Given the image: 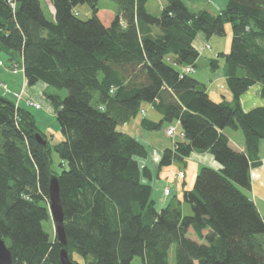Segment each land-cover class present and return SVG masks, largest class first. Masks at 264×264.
Listing matches in <instances>:
<instances>
[{
    "label": "trees",
    "instance_id": "trees-1",
    "mask_svg": "<svg viewBox=\"0 0 264 264\" xmlns=\"http://www.w3.org/2000/svg\"><path fill=\"white\" fill-rule=\"evenodd\" d=\"M109 1L116 11L103 12L99 0H49L51 21L41 0H15L14 10L0 0V52L10 70L13 63L19 66L27 87L41 82L45 92L54 91L44 95L62 136L55 148L61 171L54 173L48 141L44 150L35 140L36 133L46 137L34 117L0 96V237L11 264H60L62 246L42 228L51 220V175L58 178L74 264H136L135 257L139 264H169L172 245L175 264H264L258 239L264 237V219L241 191L251 187L250 161L264 139V107L244 111L240 103L256 84L264 96V0H227L215 15L165 0L158 16L147 12L148 0ZM83 4L90 7L87 20L75 11ZM227 26L229 50L218 58L231 100L214 102L206 85L181 68L194 72L198 33L225 36ZM143 104L161 116L157 123L143 119L148 129L175 122L184 134L164 150L159 167L193 151L209 152L221 166L202 167L193 188L160 210L147 182L150 171L138 162L147 156L145 146L117 130ZM227 129L242 133L243 152L230 148ZM182 203L190 215L182 213Z\"/></svg>",
    "mask_w": 264,
    "mask_h": 264
},
{
    "label": "crops",
    "instance_id": "crops-1",
    "mask_svg": "<svg viewBox=\"0 0 264 264\" xmlns=\"http://www.w3.org/2000/svg\"><path fill=\"white\" fill-rule=\"evenodd\" d=\"M159 1H160L159 12L161 13L163 7L165 6V0H159ZM182 1L193 12H197L200 10H206L213 15L218 13V11L221 10L225 5L223 0H202L204 3H206V6L204 5V7H201L195 4L196 3L195 1H190V0H182ZM226 2L227 1H225V3ZM49 7H50V19L48 20L52 21L53 20V8L51 5ZM153 32H155V30H153ZM213 41H214L213 37L206 39L204 35L201 33H198L197 36L195 37L193 41V47L197 50L199 57L196 60V63H195L196 66L194 68L193 74H195L196 72L201 56L208 53L207 51H210L209 56L211 57L210 59H208L210 61L214 59H218L217 57L218 54L223 53V52H218L216 49H212L214 46L211 47L210 44ZM207 45L208 47L206 48ZM218 62H217L216 67L210 64L209 69L214 72L220 70ZM1 65L2 63L0 64V66ZM8 66H9V61H8V65L5 67L6 70L4 71H6L7 73H10V75H16V73H20L21 75V83L19 85V92L16 95V100L10 99V101H12L16 106L18 105L20 106V104L22 103V104H25L33 108V106L29 104V102H30V99L35 101L33 97H36V94H35L36 85L31 88L27 87L22 70L18 69L16 71H12L9 69ZM217 78L218 79L211 81L210 86L208 87L206 86V91L208 95H209V90H211L210 88L213 82H216L219 79L220 81L224 80L225 82L224 78H219V77ZM200 82L203 83L202 81ZM9 83L10 84L15 83V81L13 80V77H10ZM41 87H43V89H46V86L43 83ZM5 93H8V90L6 92L3 90V93H1L0 96H2ZM11 93L12 95L15 94L14 91H12ZM222 94H223L221 95L222 99L227 100V101L231 100V95L229 91L226 92V90H224V93ZM240 103L244 111H250L251 109L255 107H259V106L264 107V96H262L261 94V85L256 84L250 87L240 97ZM141 111L143 112V115L141 114ZM50 112L53 113V110L51 107H50ZM160 118L161 116L155 111L152 105L143 104L139 114L136 117H133L129 121L122 124L123 131H121L123 133H127L130 135H132L131 132H138V134L142 138V139L139 138L137 140L145 146L147 150V156L145 158L138 159V162L141 167H146L150 171V179L147 182L151 184L152 186V198L154 200L155 207L157 210H160L163 207H165L173 197L181 200L183 192L191 190L193 188L196 175L198 174L199 170L202 167H208L214 170L221 169L220 164L216 162L213 156L207 151H193L183 161H173L170 166L159 167L158 166L159 161H160L161 155L164 152V150L166 149L172 150L175 146V143L177 141L182 140V138L175 137L178 139L174 140V138H169L172 140L170 143L161 142V141L157 143L155 139L153 141L152 140L153 134L149 132L159 130L163 126V124L159 129L150 130L146 126L143 125L142 120L147 119V121L149 122L157 123L159 122ZM176 124L178 125V123ZM169 126L171 125H168L167 128ZM140 130L144 131L145 134H143V132H140ZM177 131L181 132L180 128L179 130L177 129ZM224 134L227 136L228 144L231 149L235 151H239V152H243L245 150L243 135L240 131H233V130L227 129L224 131ZM165 137L167 136L165 135ZM250 163H251V167L249 170V177H250L251 187L248 191L246 190H241V191H243L247 196H249L252 199L260 216L264 219V139L259 141L257 157L256 158L252 157ZM181 172L183 173V178L179 179L177 178V174ZM165 188H169L168 195L164 194ZM181 209H182L183 214L185 211H187L186 209L188 208L186 206V203H182ZM190 213L191 211L188 214L190 215Z\"/></svg>",
    "mask_w": 264,
    "mask_h": 264
},
{
    "label": "rangeland",
    "instance_id": "rangeland-1",
    "mask_svg": "<svg viewBox=\"0 0 264 264\" xmlns=\"http://www.w3.org/2000/svg\"><path fill=\"white\" fill-rule=\"evenodd\" d=\"M223 1L225 4V1H227V0H223ZM195 2H196L195 4H197L201 7H204V5L206 6V3H204L202 0H198ZM50 5L51 4H50L49 0H41V7H42L44 15L47 19H50V7H49ZM159 5H160L159 0H148V2L146 4V10L151 15L158 16L160 14ZM97 6L104 9L103 12H108V11H113V10L116 11V9H117V5L115 3L109 1V0H99ZM221 7H223V6H221ZM75 11L77 12L79 19H81V20H87L90 17V7L88 4H83V5L78 6ZM226 30H227V32H226L225 36H213V39H214V41L212 42L213 44L212 43L210 44L211 47L214 46L212 49H216L218 52H223V53H226L229 50L230 38H231L229 26L226 27ZM207 47H208V45L206 46V48ZM207 52L208 53L201 56V59L198 63L196 72H195V74H193V76L195 78H197L199 81H202L208 87V86H210L211 81L218 79L217 77L224 78V79H225V77H224V72L222 70L223 66H224L223 58L222 57L218 58L220 70H218L216 72L211 71L209 69L210 68L209 67L210 66V60H208L211 57V56H209L210 51H207ZM214 57H212V58H214ZM0 62L2 63V65L0 66V95H1V93H3V90H4L3 85H6V87H8L7 88L8 93L3 94L1 97L9 99V100L10 99L16 100V95L19 92V85L21 83V75H20V73H16V75H10V73H7L6 71H4V70H6L5 67L8 65V58H7V55H5L4 53H1V52H0ZM221 70H222V72H221ZM10 77H13V80L15 81L14 84L9 83ZM37 84L35 87L36 88V91H35L36 97H33L35 99V101L30 99V102L33 101V103L39 104V107L37 109H35L36 107L32 108V107L27 106V105L22 104V103L20 104V106L19 105L18 106L20 109L28 111L34 117L38 131L46 137V139L49 143V148H50V151H49V159H50L49 168L54 173H59L61 171V167H60L61 162H60L59 156H58L55 148L61 142L62 136H61L60 131H59V126H58L57 120H56L54 114L50 112L51 106H50L49 100L44 95L45 89H43V87H41L42 83H37ZM210 89H211V90H209L210 99L214 102H218L222 99L221 95H223L222 93H224V90H226V92L228 91L224 80L220 81V79L217 80L216 82H213ZM12 91L15 92L14 95H12V93H11ZM45 93L52 94V93H54V91L53 90H46ZM59 94L62 98H64L66 96L65 91H60ZM92 104L94 105V101L92 102ZM141 114L143 115L142 111H141ZM168 125L174 126L179 130V126L175 122L164 123L163 126L159 130L149 132V133L153 134L152 140L154 141V139H155L157 143H159V141L170 143L172 140L165 137V129L167 128ZM117 130L123 131L122 125H119L117 127ZM140 132H143V134H145L144 131L140 130ZM131 133L136 139L141 138V136L138 134V132H131ZM177 139L178 138H174V140H177ZM186 206L188 209H186L187 211L184 212V215H189L188 213L190 212V207L188 204H186ZM42 228L45 232L52 234V235L54 234V228H53L51 220H50V222H48V221L43 222ZM258 239L262 242L263 247H264V237L259 236ZM175 249H176V246L172 245L170 250H169V253H168L169 264H175V261H174ZM72 258L74 261H80V257L76 254H73ZM133 262L136 264H139L140 259L138 257H135L133 259Z\"/></svg>",
    "mask_w": 264,
    "mask_h": 264
},
{
    "label": "water",
    "instance_id": "water-1",
    "mask_svg": "<svg viewBox=\"0 0 264 264\" xmlns=\"http://www.w3.org/2000/svg\"><path fill=\"white\" fill-rule=\"evenodd\" d=\"M35 140L43 147L47 149V140L43 138L39 133L35 134ZM46 161L48 160L45 157ZM48 193V211L53 224L54 234L56 239L62 248L59 250L58 258L60 264H74L71 262L66 249L67 238L64 230V215L62 211L59 182L55 175H51L48 181L47 187ZM12 257L10 250L6 247L4 241L0 237V264H11Z\"/></svg>",
    "mask_w": 264,
    "mask_h": 264
},
{
    "label": "built area",
    "instance_id": "built-area-1",
    "mask_svg": "<svg viewBox=\"0 0 264 264\" xmlns=\"http://www.w3.org/2000/svg\"><path fill=\"white\" fill-rule=\"evenodd\" d=\"M6 4H8V6L10 7V9L14 10L15 7H16V3H15V0H5ZM1 64V62H0ZM13 66V69L12 71H16L17 69H19V66L15 63L12 64ZM181 73L182 74H192L193 73V69L192 67L190 66H185V67H182L181 68ZM3 89L6 91L7 90V87L6 85H3ZM113 91V88L110 89V92ZM29 104L33 107H36L38 108L39 107V104L37 103H33V102H29ZM165 135L168 137V138H175V137H179V138H183L184 137V134L182 132H178L176 127L174 126H169L166 131H165ZM177 178L179 179H182L183 178V173H178L177 174ZM164 194L165 195H168L169 194V188H165L164 189Z\"/></svg>",
    "mask_w": 264,
    "mask_h": 264
}]
</instances>
